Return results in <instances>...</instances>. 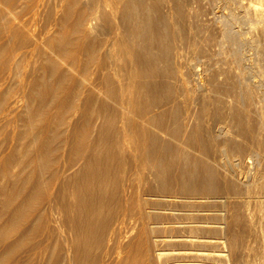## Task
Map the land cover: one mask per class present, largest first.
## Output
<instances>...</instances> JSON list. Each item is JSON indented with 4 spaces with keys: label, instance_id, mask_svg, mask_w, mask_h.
Returning a JSON list of instances; mask_svg holds the SVG:
<instances>
[{
    "label": "bare ground",
    "instance_id": "obj_1",
    "mask_svg": "<svg viewBox=\"0 0 264 264\" xmlns=\"http://www.w3.org/2000/svg\"><path fill=\"white\" fill-rule=\"evenodd\" d=\"M165 6L0 0V264H264V115L238 19L222 34L240 71L205 93L184 3Z\"/></svg>",
    "mask_w": 264,
    "mask_h": 264
},
{
    "label": "rangeland",
    "instance_id": "obj_2",
    "mask_svg": "<svg viewBox=\"0 0 264 264\" xmlns=\"http://www.w3.org/2000/svg\"><path fill=\"white\" fill-rule=\"evenodd\" d=\"M113 1H122L123 2L126 0H113ZM164 1H165L166 6L164 7L163 12H164V15L169 16V5H173V0H164ZM179 1H182L184 3V7H185V9H186V11L190 17L189 21L187 22V25L184 27L180 26L178 31H177V41H178L179 49L182 52V61H185L186 63L195 62L196 65L199 63L197 65V67L198 66L199 67L198 68L196 67L198 69L196 77L199 78L200 83L203 84V88H204L205 93L211 92V90L214 88L217 80H218V82H223L226 79H228L227 76H225L226 73H228L227 74L228 77L230 75H232L231 77H234V74L239 73L238 72L239 67L237 66L238 64H235V65H234V63L232 64V62L228 60V59H230V55L227 56L225 54L226 52L228 54L231 52L229 49H227L229 52L224 51L226 48H229V47H227L229 45H227L228 43L222 34L224 14H225V17H227L230 14H234L237 17L238 24L234 25L235 26L234 29H236V31L238 29H240V31L243 33L239 39L240 48L242 47L240 52H241V56L243 55L242 56L243 57V63L245 64L244 68L247 66L246 70L248 69L247 70V78L245 79L246 81H244V82L246 84L248 83L249 87L251 86L250 89L253 92V96H254L253 97V104H252L253 110L257 111L260 108L258 111L262 110L263 115H264V68L261 66L262 61L259 60V55L257 53L258 51L256 48H254L256 38L262 39V42L264 43V38H263L264 36L260 30L261 29L260 27L264 26V21L260 22V23L257 22L256 18L253 17L252 13L251 14L249 13V9L246 8L247 5L250 3L256 5L259 8H264V0L261 1L262 4H260L259 0H179ZM244 5L246 6L245 8H244ZM229 10L231 11V13ZM227 11L229 13H227V15H226ZM245 12L249 13V15H252V16H249V18H248V16H247L248 14H246ZM145 13L147 15L152 14L151 10H149V11L147 10ZM254 18H255L256 22L254 21ZM248 19H251L250 21L253 23H251ZM263 43H262V45H263ZM263 48H264V45H263ZM243 51H245L246 53L244 52L242 54ZM224 56L225 57L227 56V57L225 58ZM227 61L231 62V64L234 65L233 66L234 69L232 68L231 64L229 65L227 63ZM249 62H250V64H249ZM251 65H253V66H251ZM217 71H218V73H217ZM231 71H233V72H231ZM258 73L260 75L261 74L262 75L260 76ZM17 76H16V79L18 80L20 78V75L18 77ZM20 108H21V106L18 108V110ZM21 110H23V108L20 109L19 111H21ZM226 126H228L227 127L228 128L227 130L229 131L228 133H231L230 130L232 129V126L230 125V123H226ZM9 128L12 129V127H9ZM262 136H264V134H262ZM236 137H238V136H236ZM1 138H2V136H1ZM1 138H0V140H1ZM124 148H125L124 153L125 154L127 153L126 156H130L129 154L131 152H134L133 146L130 142H128ZM249 168H251V166L248 168H242L241 167L240 168L241 173H238V176L236 179L242 181V178H244L243 182L245 183L248 180L247 176H249L250 175L249 173L253 170V168H251V169H249ZM245 170L247 172L249 171V173H248L249 175H247V172ZM145 172H144L145 174H148L149 170L146 169ZM253 172H254V170H253ZM133 177H136V175H134ZM134 180H135V178H134ZM49 187H51V186H49ZM54 189H55L54 186L51 187V190H54ZM263 201H264V199H263ZM180 208L185 209L187 207L181 206ZM229 208H230V206H229ZM187 209H189V208H187ZM249 209H248L249 210L248 212H250V213H248L249 215L257 213L256 207H255V202L250 204ZM261 209L264 211V205H262ZM263 214H264V212H263ZM260 215L257 214L258 217L255 216L256 218L254 217L252 219L253 222L252 221L251 222L252 223H256V222L259 223L261 218L264 220V217L260 216ZM259 217H260V219H259ZM254 220L256 222H254ZM256 225L258 226V224H256ZM138 226H139V224H138ZM245 237H247V241L250 239L249 235L245 236ZM248 242H247V244H248ZM255 246H257V248L258 247L260 248V245H258V243ZM242 252H243L244 260H248L250 262L253 261V259L251 258V255L253 253L252 251H249V249L244 248L242 250ZM233 262L231 261L230 263L233 264Z\"/></svg>",
    "mask_w": 264,
    "mask_h": 264
}]
</instances>
